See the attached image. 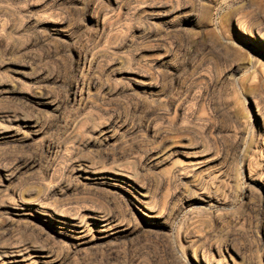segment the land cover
Returning <instances> with one entry per match:
<instances>
[{
	"label": "rangeland",
	"instance_id": "374dc122",
	"mask_svg": "<svg viewBox=\"0 0 264 264\" xmlns=\"http://www.w3.org/2000/svg\"><path fill=\"white\" fill-rule=\"evenodd\" d=\"M260 33L264 0H0V264H264Z\"/></svg>",
	"mask_w": 264,
	"mask_h": 264
},
{
	"label": "bare ground",
	"instance_id": "6f19581e",
	"mask_svg": "<svg viewBox=\"0 0 264 264\" xmlns=\"http://www.w3.org/2000/svg\"><path fill=\"white\" fill-rule=\"evenodd\" d=\"M253 38L257 43L264 47L263 34L260 33L258 34V37L253 36ZM77 82L80 85V89L82 91L85 84V75L83 73L78 76ZM79 106L81 111H83L86 107V101L83 100L82 97L79 99ZM82 177L90 184L97 182V179H104V181L100 183H105L112 187L118 188L123 192L125 191L129 193V196H126V198L144 216V218L147 219L146 222L152 223L154 221L156 214L154 213L153 208L148 205V201H145L147 196H145V194L141 191H138L140 196L130 191L128 186H134L132 185V181H130L126 175L117 171L102 173L97 170L84 169ZM32 211L39 215V218L46 223V226L49 229L60 235L68 237L70 241H79L88 231H94L96 233H102L106 231L105 220L94 213H88L86 214V218L78 219L75 216L59 214L57 212H51L48 210H39L37 208L32 209ZM27 252L26 250L20 249L18 246L10 247L9 250L3 251V254L0 255V261H6L8 263L17 262L19 258L22 259L25 254H27ZM45 254V251H40L38 253V255H41L40 257H43Z\"/></svg>",
	"mask_w": 264,
	"mask_h": 264
}]
</instances>
